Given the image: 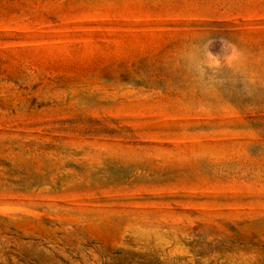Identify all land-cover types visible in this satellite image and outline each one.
I'll return each mask as SVG.
<instances>
[{
    "label": "rangeland",
    "instance_id": "rangeland-1",
    "mask_svg": "<svg viewBox=\"0 0 264 264\" xmlns=\"http://www.w3.org/2000/svg\"><path fill=\"white\" fill-rule=\"evenodd\" d=\"M0 264H264V0H0Z\"/></svg>",
    "mask_w": 264,
    "mask_h": 264
}]
</instances>
